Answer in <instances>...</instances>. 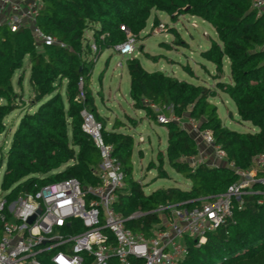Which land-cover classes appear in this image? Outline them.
<instances>
[{
    "label": "trees",
    "instance_id": "trees-1",
    "mask_svg": "<svg viewBox=\"0 0 264 264\" xmlns=\"http://www.w3.org/2000/svg\"><path fill=\"white\" fill-rule=\"evenodd\" d=\"M43 1L36 26L64 47H38L30 27L12 32L6 25L0 26V101L4 102L0 104V134L6 130V118L19 109L14 105L18 97L13 79L24 69L26 60L32 90L10 147L0 157V168L5 162L1 188L7 199L35 194L45 185L66 179H77L84 186L97 183L93 169L101 161L100 153L82 129L85 110L100 122L91 89L93 53L85 33L93 32L100 56L126 40L121 26L138 36L153 10L197 17L215 29L219 43L212 41L202 58L219 74L225 61L229 62L230 83H220L218 88L235 103L241 121L253 124L257 132L228 129L210 102V91L163 73L147 72L138 60L128 64L131 100L151 113L149 105L171 107L176 117L189 116L199 122L202 130L212 131L216 144L241 170L249 169L253 159L264 152V13L257 17L249 0ZM153 118L158 124L157 116ZM102 126L104 140L113 145L114 157L125 174L124 189L114 209L135 233L150 237L161 228V208L197 207L225 193L236 181L234 173L221 166L203 164L192 172L182 159L198 155L195 141L179 125L169 123L162 125L168 131V163L191 182V187L145 195L133 180V138L117 133L124 126L119 121L114 122L112 131ZM260 199L245 197L242 210L235 211L225 228L209 234L204 245L198 247L195 241L187 240L188 253L181 264H264V203L258 204ZM43 261L51 264L45 258ZM109 264L118 262L112 259Z\"/></svg>",
    "mask_w": 264,
    "mask_h": 264
},
{
    "label": "built area",
    "instance_id": "built-area-1",
    "mask_svg": "<svg viewBox=\"0 0 264 264\" xmlns=\"http://www.w3.org/2000/svg\"><path fill=\"white\" fill-rule=\"evenodd\" d=\"M249 1L260 17L264 0ZM43 7V0H0V26L6 25L12 32L30 27L38 47H64L36 26ZM160 28L164 29V25ZM120 30L126 40L113 48L122 58L132 57L136 36L126 26ZM86 33L93 59L99 47L94 36ZM119 66L121 69L122 63ZM149 107L157 108L159 124L175 123L194 139L198 155L184 158L192 172L203 164L220 163L234 173L236 181L227 191L191 209L161 208V228L150 237L131 231L126 227L127 220L114 209L125 185L122 165L114 157L113 145L104 140L102 124L85 110L82 129L101 158L93 169L97 183L84 186L77 179H66L11 201L7 193L0 194V264H44L43 258L51 264H109L112 259L118 264H181L188 253L186 241L193 240L198 247L204 245L209 234L225 228L235 211L242 210L245 197L260 196L258 204L264 203V152L253 159L249 169L241 170L216 144L212 131L202 130L199 122L168 113L171 107Z\"/></svg>",
    "mask_w": 264,
    "mask_h": 264
},
{
    "label": "rangeland",
    "instance_id": "rangeland-1",
    "mask_svg": "<svg viewBox=\"0 0 264 264\" xmlns=\"http://www.w3.org/2000/svg\"><path fill=\"white\" fill-rule=\"evenodd\" d=\"M160 25H164V29ZM86 34L89 37L93 35L92 32ZM135 39L136 47L132 57L122 58L111 48L92 59L91 89L99 120L108 131H112L114 122H121L124 126L117 133L133 138V180L140 185L145 195L168 188L188 190L191 182L168 163L167 132L153 118V115L158 116L157 108L151 110L152 113L143 110L129 96L128 64L131 61L138 60L147 72L163 73L210 91V102L216 106L221 123L228 129L239 133H255L257 129L253 124L241 121L235 103L218 88L220 83H230L228 61H225L223 73L219 74L211 63L202 58V53L208 51L212 41L219 43L216 31L210 24L189 15L175 13L170 16L153 10L146 27ZM120 63L123 65L121 69ZM29 77L30 65L26 61L24 69L18 71L13 79L18 97L14 105L19 109L5 120L6 130L0 134V157L9 149L12 135L32 96ZM21 78L22 87L19 86ZM3 103L0 101V104ZM208 165L222 166L220 163ZM4 172L5 162L0 168L2 195L5 194L1 188Z\"/></svg>",
    "mask_w": 264,
    "mask_h": 264
},
{
    "label": "crops",
    "instance_id": "crops-1",
    "mask_svg": "<svg viewBox=\"0 0 264 264\" xmlns=\"http://www.w3.org/2000/svg\"><path fill=\"white\" fill-rule=\"evenodd\" d=\"M27 61V60H26ZM29 63V62H28ZM228 64H229V62H228ZM214 66V65H213ZM215 68V67H214ZM162 126V125H161ZM164 129L166 130V132H167V135H168V131H167V129L164 127Z\"/></svg>",
    "mask_w": 264,
    "mask_h": 264
},
{
    "label": "water",
    "instance_id": "water-1",
    "mask_svg": "<svg viewBox=\"0 0 264 264\" xmlns=\"http://www.w3.org/2000/svg\"><path fill=\"white\" fill-rule=\"evenodd\" d=\"M38 213H40V211Z\"/></svg>",
    "mask_w": 264,
    "mask_h": 264
}]
</instances>
